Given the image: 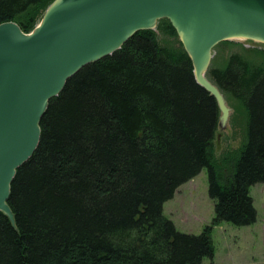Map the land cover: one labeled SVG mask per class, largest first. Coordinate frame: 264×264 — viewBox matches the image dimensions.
<instances>
[{
	"label": "trees",
	"instance_id": "trees-1",
	"mask_svg": "<svg viewBox=\"0 0 264 264\" xmlns=\"http://www.w3.org/2000/svg\"><path fill=\"white\" fill-rule=\"evenodd\" d=\"M53 1L0 0V24L29 34ZM159 33L175 45H161ZM206 74L246 116L243 145L220 161L217 103L167 19L69 78L10 184L0 264H201L213 258L214 227L255 223L249 190L264 184V67L231 54ZM203 168L214 218L199 235L180 233L163 205Z\"/></svg>",
	"mask_w": 264,
	"mask_h": 264
},
{
	"label": "water",
	"instance_id": "water-1",
	"mask_svg": "<svg viewBox=\"0 0 264 264\" xmlns=\"http://www.w3.org/2000/svg\"><path fill=\"white\" fill-rule=\"evenodd\" d=\"M261 13L264 0H54L29 35L15 23L0 24V212L13 222L7 200L16 170L38 145L48 102L80 69L167 19L192 62L196 83L226 117L223 95L206 78L211 57L203 68L205 55L233 40L226 35L231 28Z\"/></svg>",
	"mask_w": 264,
	"mask_h": 264
},
{
	"label": "rangeland",
	"instance_id": "rangeland-1",
	"mask_svg": "<svg viewBox=\"0 0 264 264\" xmlns=\"http://www.w3.org/2000/svg\"><path fill=\"white\" fill-rule=\"evenodd\" d=\"M158 40L163 46L175 45L174 38L160 33ZM227 42L231 43L222 42L213 48L207 71L210 68H223L231 54L241 55L253 66L264 67V43L253 40ZM223 97L228 114L223 117L220 113L213 141V155L217 161L233 155L245 141V113L235 100L226 95ZM249 195L256 210L255 223L236 227L222 222L214 227L211 232L213 258L206 257L201 264H264V184L250 187ZM213 207L214 203L208 195V170L203 168L195 178L180 186L174 197L163 205V215L174 224L178 232L199 235L212 222Z\"/></svg>",
	"mask_w": 264,
	"mask_h": 264
},
{
	"label": "bare ground",
	"instance_id": "bare-ground-1",
	"mask_svg": "<svg viewBox=\"0 0 264 264\" xmlns=\"http://www.w3.org/2000/svg\"><path fill=\"white\" fill-rule=\"evenodd\" d=\"M258 20L259 22L255 21ZM41 23V21H40ZM39 23V25H40ZM264 13L259 14V17H255L254 19L250 18L248 25H245L243 27H237V28H231L230 31H228L227 37L233 40H239V41H246V40H253L255 42L264 43ZM29 35V34H26ZM186 46L194 60V62L197 61V57L195 54H193L191 45L189 41H186ZM209 53V52H208ZM206 53L204 58V66L205 68L208 56L211 57V52Z\"/></svg>",
	"mask_w": 264,
	"mask_h": 264
}]
</instances>
